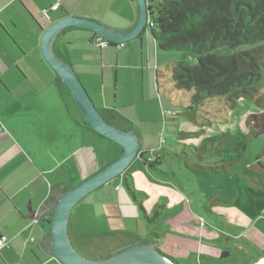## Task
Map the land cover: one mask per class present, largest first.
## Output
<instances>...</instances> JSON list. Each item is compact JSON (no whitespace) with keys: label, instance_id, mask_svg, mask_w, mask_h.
I'll list each match as a JSON object with an SVG mask.
<instances>
[{"label":"crops","instance_id":"crops-1","mask_svg":"<svg viewBox=\"0 0 264 264\" xmlns=\"http://www.w3.org/2000/svg\"><path fill=\"white\" fill-rule=\"evenodd\" d=\"M57 1L58 9L50 10ZM46 10L50 19L44 16ZM70 15L125 32L136 24L139 8L133 0H0V122L4 126L0 132V238L9 240L0 251V264H62L50 250L52 213L37 220L34 212L123 153L118 144L75 120L63 101L57 73L42 55L45 28ZM95 35L84 28L67 29L56 37L54 51L72 65L113 126L133 129L141 150L162 157L159 169L163 170L158 137L162 122L167 128L171 121L167 120L170 108L165 106V89L174 88L168 80L183 57L162 51L149 28L120 48L99 47ZM176 112L171 110L172 120ZM173 127L168 133L180 136L179 124L174 122ZM177 147L172 144L173 151L179 152ZM261 148H255L245 166L256 169L257 186L264 188V168L256 163ZM220 172L224 171L208 173ZM170 180L150 170L142 157L136 158L120 177L75 206L68 226L73 246L101 259L134 244L153 242L175 264L190 258L218 264L231 254L232 243L242 239L250 260L223 264H253L264 257V224L256 218L264 214V206L256 211L235 204L224 208L221 205L230 202L212 199L208 212L230 230L240 229L225 240L224 233L219 234L217 227L191 209L185 188L174 187ZM157 210L159 217L151 219Z\"/></svg>","mask_w":264,"mask_h":264},{"label":"trees","instance_id":"trees-1","mask_svg":"<svg viewBox=\"0 0 264 264\" xmlns=\"http://www.w3.org/2000/svg\"><path fill=\"white\" fill-rule=\"evenodd\" d=\"M148 7L149 29L159 48L183 57L173 68L169 81L178 92L192 94L191 106L196 107L210 98H224L234 107L238 100L254 97L261 90L264 0H148ZM111 45L118 47L113 43L108 46ZM187 54L194 62L187 60ZM59 87L72 116L87 125L71 92L62 82ZM245 124V129L236 131L237 139L231 147L222 146L225 132L206 136L198 143L183 144L192 147L190 151L198 162L195 167L207 172H227L233 168L253 139L264 136V110L249 114ZM150 153L151 159L146 157ZM139 155L155 174L174 175L159 169L162 157L158 153L140 149ZM256 161L264 168V143ZM215 191L211 190L208 195ZM159 212L151 219L157 218Z\"/></svg>","mask_w":264,"mask_h":264},{"label":"rangeland","instance_id":"rangeland-1","mask_svg":"<svg viewBox=\"0 0 264 264\" xmlns=\"http://www.w3.org/2000/svg\"><path fill=\"white\" fill-rule=\"evenodd\" d=\"M187 60L190 63L194 62V59L188 54ZM261 87L262 88L259 92L253 94L254 97L248 96L245 100H238L234 107L231 105V102L224 98L206 99L198 106L193 107L189 104L190 95H192L191 93L189 95H184L169 85L165 89L168 96L165 97L167 103L165 106L167 109L170 108V111L166 112L168 113L167 120H171V123L167 122L166 124L168 126L166 128L164 121L162 122V131L158 137V145L160 147L158 148V151L165 159L162 164V167L164 168L163 170L168 172L173 170L176 173V178L170 176V181L173 186L178 188L183 186L185 188L183 194L187 198V202L190 204L191 209L195 213L199 211L202 214V217L206 219L207 223L213 224L215 228L217 227L216 229L219 234L224 233L223 236L225 240H228L231 235H238L240 229L230 230L228 227L221 225V222L217 221L214 216L208 212L209 209H211L210 204H213L212 199L219 198L230 202L227 204L223 203L221 206L224 208H230L232 204H235L245 207L247 210L251 209L256 211L257 207L264 206V188L257 186V182L259 181L255 176L259 173L253 166H251V164L245 166L252 161L255 148L257 149L258 145L264 143V136L262 138L259 137L253 139L252 144L248 146L244 159L238 161L230 171L220 172L218 174H210L203 169L196 168L195 163L197 160L190 151L192 150V147H189L190 144H187V147H184L183 144L189 142L198 143L206 136L225 132L226 137L222 146L231 147L234 145L237 139L236 131L239 128H246L245 123L248 115L259 113L264 110V104L261 105V103L257 102L260 99L264 101V81ZM171 110L178 111L173 113V116H175L173 120L170 118L172 116ZM164 113L165 111L162 114L163 119ZM174 122L179 124L180 131L185 134H180V136H178L176 134L168 133V131H173ZM173 143L177 144L179 152L173 151ZM262 174V178L264 179V172ZM214 189H216V191L208 195L209 192ZM255 190H258V193L255 192ZM232 200L233 203L231 202ZM256 216V218L261 219L260 223L264 224V214H257ZM222 240L223 239L221 238L219 241ZM240 240L237 243L235 242V244L232 243L233 247L229 250L231 254L226 258L220 259L218 264L228 262L236 263L237 260H239V262L250 260L248 256H245V252H247L249 248L247 244H244V240ZM77 251L84 257L92 260L105 259L96 258L95 255L91 254H84L80 252V250ZM93 253L95 254L96 252L93 251ZM257 254H259V252H257ZM110 256L111 255L109 254L108 257ZM204 260L206 261V259H203V261H195L190 258L187 261L182 260V264H209ZM263 261L264 257L256 260L253 264H260Z\"/></svg>","mask_w":264,"mask_h":264},{"label":"water","instance_id":"water-1","mask_svg":"<svg viewBox=\"0 0 264 264\" xmlns=\"http://www.w3.org/2000/svg\"><path fill=\"white\" fill-rule=\"evenodd\" d=\"M133 1L138 5L139 18L128 31L120 32L96 20L70 15L52 22L45 28L41 37L40 45L45 61L57 73V80L64 83L71 92L87 125L123 149V153L118 159L60 197L54 198L50 205L39 212H34L33 217L37 220L52 213L50 250L62 264H175L153 242L134 244L105 259L92 260L84 257L75 249L69 236V220L75 206L88 194L127 171L136 158L140 157V142L133 129L113 126L104 117L72 65L56 55L54 41L63 31L72 28L91 30L113 43L124 44L138 38L150 27V14L148 0Z\"/></svg>","mask_w":264,"mask_h":264},{"label":"built area","instance_id":"built-area-1","mask_svg":"<svg viewBox=\"0 0 264 264\" xmlns=\"http://www.w3.org/2000/svg\"><path fill=\"white\" fill-rule=\"evenodd\" d=\"M58 7H59V1H57V3L54 4V5L51 7L50 10H56V9H58ZM50 10H46V11L44 12V16H45L47 19H50V18H51V15H50V13H49ZM94 42H95V44L98 45L99 47H106V46L110 45V43H113V42L109 41L108 39H106V38H104V37H102L101 35H98V34L95 35V37H94ZM113 44H116L118 47L123 46L122 43H113ZM3 129H4V126H3V125L1 124V122H0V132H2ZM150 159H151V158H150ZM8 243H9V240H8L7 237H5V236L1 237V238H0V251H1L5 246H7Z\"/></svg>","mask_w":264,"mask_h":264},{"label":"bare ground","instance_id":"bare-ground-1","mask_svg":"<svg viewBox=\"0 0 264 264\" xmlns=\"http://www.w3.org/2000/svg\"><path fill=\"white\" fill-rule=\"evenodd\" d=\"M264 263V261L263 262H261L260 264H263Z\"/></svg>","mask_w":264,"mask_h":264}]
</instances>
